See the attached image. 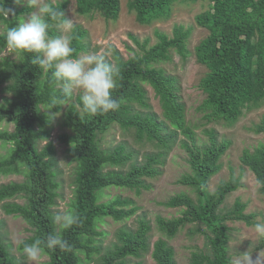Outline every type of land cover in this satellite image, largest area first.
I'll use <instances>...</instances> for the list:
<instances>
[{"label":"trees","instance_id":"1","mask_svg":"<svg viewBox=\"0 0 264 264\" xmlns=\"http://www.w3.org/2000/svg\"><path fill=\"white\" fill-rule=\"evenodd\" d=\"M20 1L0 0V6L10 10L7 19L0 14V20L5 23L0 32V48L5 47L3 34L6 30L15 27L16 19L32 9V5L18 6ZM175 1L178 0H128V8L139 22L150 23L168 18ZM49 3L65 16L66 0ZM75 6L80 14L99 13L108 20L117 18L120 1L75 0ZM194 20L208 30L194 47L197 62L206 67L197 85L205 96L197 109L207 122L223 120L231 124L244 109L264 101V0H211L209 8L198 12ZM57 23L58 20H49L50 35L59 34ZM190 32V27L175 24L171 35L155 30L157 42L151 46L140 43V50L127 58L116 52L114 64L119 66L120 75L112 95L120 102L117 110L95 117H81L77 108L78 96L75 102L66 106L63 124L69 131L60 133L58 138L75 162L73 188L66 210L74 209L79 221L62 232L70 250L46 249L44 264H81L83 260H91L92 254L99 249L95 245L96 236L101 234L98 223L106 216L114 220L126 219L136 210V206H130L132 200L120 195L100 201L103 190L110 186L134 190L147 188L144 178L160 173L159 166L164 162L162 151L145 153L141 162H131L122 169L125 161L132 157L124 143L111 148L100 145L101 134L112 124L132 129L137 139L155 140L162 146L169 145L178 130L185 135L186 140L180 145L186 151L190 172L179 177L177 182L193 188L196 199L184 192L170 196L163 204L178 207L179 214L170 218L157 215V228L170 237L186 223H192L196 226L192 232L204 235L207 249L192 252L189 264H233L226 221L242 219L250 223L252 215L242 213L244 204L239 201L226 211H222L221 204L227 194L239 187L240 178L231 173L229 179L221 180L213 192L207 189L209 179L220 170L219 159L230 142L226 139L217 141L214 130L206 129L208 143L196 144L194 131L186 124L176 76L155 66L170 57L171 49L184 57ZM69 34L74 55L78 56L85 49L87 30L77 24L72 26ZM30 55L0 59V83H7L5 88L9 92V96L0 97V122L12 124L11 130L0 129V143H10L6 153L0 154V173L23 175L21 181L0 184V200L15 197L24 200L22 203L4 201L1 205L6 214L21 216L29 225L31 234L21 241L23 243H31L37 238L43 240L49 233L60 231L54 222L56 213L53 210L56 198L61 196L53 165L54 145L47 141L40 147L39 142L50 136L54 112L61 110L60 101L71 98L62 96L50 72L33 65ZM145 85H149L158 98L163 120L154 113L135 109V103L146 104ZM170 126L172 129L168 130ZM252 128L254 132L264 134V113ZM240 161L254 173L259 191L264 192V142H259L252 150L243 149ZM108 166L118 168L105 169ZM150 229L145 218L137 220L134 229L118 228L116 240L94 264H130L131 257H139L149 250ZM173 255L166 240L158 238L153 242L151 257L156 264H177ZM0 264H26L10 253L1 236Z\"/></svg>","mask_w":264,"mask_h":264},{"label":"rangeland","instance_id":"2","mask_svg":"<svg viewBox=\"0 0 264 264\" xmlns=\"http://www.w3.org/2000/svg\"><path fill=\"white\" fill-rule=\"evenodd\" d=\"M56 1V0H49ZM65 11L66 18L70 19L73 25H81L87 30L84 38L85 49L79 55L89 52L97 54L107 53L106 59L114 64L116 52L122 58L133 55L140 50V43L146 42L147 46L157 42L155 30H160L171 35L175 24H182L190 27L191 32L187 40V53L183 57L175 50L171 49L170 57L165 61L155 63L156 67L164 69L165 73L174 75L177 78V93L184 104V113L186 124L194 131V138L197 145L208 143L209 136L205 133L206 129L214 130L217 141L226 139L230 142L229 147L220 157V170L214 174L207 183V189L213 192L221 180H228L230 174L239 176V187L226 195L221 204L222 211L232 208L235 201L244 204L242 213L251 214V222L247 223L242 219L227 220L229 226V253L231 254L233 264H264V235H258L255 232L254 225L264 223V192L259 191L258 182L254 173L245 167L240 161L243 149L252 150L259 142H264V134L256 133L253 130V124L257 123L264 113V101L258 106H253L243 111L239 118L229 124L223 120L207 122L202 118V113L197 106L204 98V94L198 88L199 79L206 72V67L197 62L194 54L195 45L208 34V30L195 23L194 16L205 9H208L211 0H178L171 7V15L165 19L153 20L150 23L139 22L134 12L128 8V0L120 1V10L117 18L105 19L99 13L94 15H84L77 11L75 0H66ZM38 0H21L18 6L32 5V9L22 13L16 19L18 22L29 13L36 10ZM59 32V23L56 24ZM5 28V23L0 20V32ZM136 38L138 41H135ZM8 57L17 59L18 56L10 53L6 48H0V59ZM5 82L0 83V97L9 96L6 90ZM147 89L146 104H134L136 110L140 112L154 113L158 119L163 120L162 110L158 98L154 95L152 88L145 85ZM76 95L65 101L59 112H54L55 118L51 122L50 136L39 142L43 146L47 141H52L54 145L53 161L54 169L57 172L56 178L60 182L57 191L61 196L57 197L53 210L56 213H62L66 210V203L72 193L75 162L66 153L65 145L59 141L58 135L69 131L63 124V112L70 102H75ZM12 129L11 123L0 122V129ZM172 127H168L171 130ZM186 140L181 132L170 141L169 145H158L155 140L145 138L137 139L132 129H123L117 124H112L100 136V145L104 148H111L119 143H124L126 151L132 152L131 159L125 161L122 169H126L131 162H141L143 156L148 152L162 151L164 153V162L159 166L160 173L154 177L144 178L147 188L140 190L126 189L110 186L103 190L100 201L108 200L116 195L127 197L131 201L130 206H136L133 214L123 220H114L106 216L103 222L98 223V230L101 234L96 236L95 245L98 251L92 254L91 260H83L81 264H94L112 243L116 240L115 232L118 228L125 226L134 229L137 226V220L145 218L149 221L151 229L149 230L150 248L139 257H131L130 264L139 262L140 264H156L151 257L153 242L162 238L172 247L174 259L177 264H189L192 252L206 250L205 237L201 232L193 231L196 227L192 223H186L173 236H166L156 225L155 218L161 215L167 218L179 214L178 207H168L163 204L170 196L184 192L196 199V193L193 188L177 182V179L185 173L190 172L187 163V154L180 143ZM10 147L9 142L0 143V154H5ZM108 168H115L108 166ZM23 180L22 174H1L0 184L10 181ZM4 201H16L22 203L24 200L19 197L0 200V236L7 249L18 260L25 262L20 255L19 244L22 240L31 234L29 225L18 215L6 214L1 205ZM83 257V255H81ZM47 256L43 254L39 264H44ZM26 263V262H25Z\"/></svg>","mask_w":264,"mask_h":264},{"label":"clouds","instance_id":"3","mask_svg":"<svg viewBox=\"0 0 264 264\" xmlns=\"http://www.w3.org/2000/svg\"><path fill=\"white\" fill-rule=\"evenodd\" d=\"M9 13V9L0 6V14L5 19ZM49 20H58L59 34H49ZM71 30L72 22L62 11L53 8L49 0H38L36 10L22 18L17 26L9 27L3 39L7 51L20 57L31 54L33 65L50 72L64 98L78 96L77 108L81 117H95L117 110L120 102L113 98L112 93L117 87L119 66L106 59L107 53L74 55ZM64 102L60 101L61 104ZM78 221L75 210L67 209L54 217L60 231L49 233L43 240L37 238L31 243L21 242L19 251L26 264H39L46 249L70 250L71 246L62 232ZM254 229L258 235H264V223L255 224Z\"/></svg>","mask_w":264,"mask_h":264}]
</instances>
